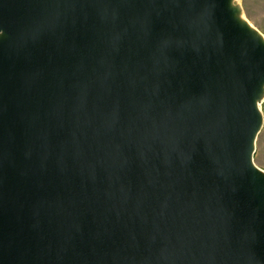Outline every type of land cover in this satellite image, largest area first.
I'll list each match as a JSON object with an SVG mask.
<instances>
[{"label":"water","instance_id":"water-1","mask_svg":"<svg viewBox=\"0 0 264 264\" xmlns=\"http://www.w3.org/2000/svg\"><path fill=\"white\" fill-rule=\"evenodd\" d=\"M263 92L233 0H0V264H264Z\"/></svg>","mask_w":264,"mask_h":264},{"label":"rangeland","instance_id":"rangeland-1","mask_svg":"<svg viewBox=\"0 0 264 264\" xmlns=\"http://www.w3.org/2000/svg\"><path fill=\"white\" fill-rule=\"evenodd\" d=\"M240 8V18L264 39V0H233ZM262 123L254 140L253 164L264 172V92L258 102Z\"/></svg>","mask_w":264,"mask_h":264}]
</instances>
